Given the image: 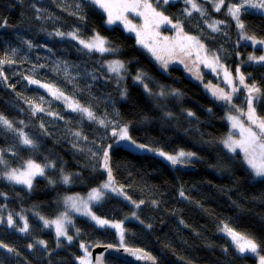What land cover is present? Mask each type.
Instances as JSON below:
<instances>
[{
	"label": "trees",
	"instance_id": "1",
	"mask_svg": "<svg viewBox=\"0 0 264 264\" xmlns=\"http://www.w3.org/2000/svg\"><path fill=\"white\" fill-rule=\"evenodd\" d=\"M7 1L9 11L2 6ZM195 2L206 10L205 15L185 0L154 4L173 24L181 25L184 35L197 37L229 73L235 74L242 65L245 83L260 89L254 108L264 119V64L248 63L253 52L262 51L240 42L242 31L227 13L229 0L220 11L208 0ZM241 20L244 34L264 40L263 15L242 10ZM214 21L223 22L216 25L218 31L210 27ZM70 32L83 39L99 34L116 51L89 52L67 36ZM157 32V45L164 43L163 37L169 38V44L176 40L177 30L171 24ZM112 60L124 62L123 79L108 71ZM0 61H4L0 63V114L36 145L24 146L17 134L0 128L4 158L13 168H21L25 160L54 165L46 167L45 176L36 179L30 190L0 178V211L16 223L23 215L28 224L25 234L0 224V244L7 246L0 248V264H77L81 245H116L114 231L97 228L86 218L73 217L67 226L71 243L60 241L44 225V220L64 211L66 196L87 194L108 180L103 163L106 150L113 180L128 199L106 194L93 211L104 219L124 221V246L152 253L157 264H256L254 258L238 254L222 235L224 223L254 239L264 256V179H255L240 155L229 154L222 145L229 132L225 116L233 111L232 104L238 111L248 106L245 87L233 92V82L229 85L225 76L199 64L193 70L169 59L165 69L133 34L119 26L108 27L104 14L86 0H0ZM140 72L146 74L144 83L150 91L134 79ZM29 79L72 96L104 119L105 125L68 111ZM213 88L230 94L231 103L214 96ZM33 105L44 111L34 114ZM111 122L127 127L136 143L168 154L194 153L187 163L190 168H176L161 157L115 145ZM77 131L81 137L73 134ZM4 168L0 165V173ZM64 174L71 177V185L61 184ZM104 264L135 263L106 256Z\"/></svg>",
	"mask_w": 264,
	"mask_h": 264
},
{
	"label": "snow or ice",
	"instance_id": "2",
	"mask_svg": "<svg viewBox=\"0 0 264 264\" xmlns=\"http://www.w3.org/2000/svg\"><path fill=\"white\" fill-rule=\"evenodd\" d=\"M90 2L100 9H102L105 13H107V23L109 25L115 23L116 21H120L124 24L125 28L129 32H134L137 36V43L146 48L158 61H161L163 64V67L166 69L169 59L175 54L176 49L178 48L181 52H187L188 45L183 43L182 41H188L192 42L195 45L199 47V49L203 50L204 45L200 43V41L193 36H187L183 35V29L179 23L173 24L172 21L163 14L162 11H157V8L153 7V4L148 2V0H90ZM157 5L160 4H168L169 0H155ZM211 2V0H209ZM185 3L191 5V9L194 11L199 12L202 16L206 14V10L201 8L195 0H185ZM225 0H219L218 3H215L214 9L216 11H220V8L224 5ZM255 9L260 13H264V0H236L235 3L232 2V0H229V4L227 7V13L236 21V25L239 29L242 31V38L244 39H250L254 44L260 43L264 44V41H257L254 36H247L246 34H243V30L245 29V23L241 20V14L242 10L247 13L248 10ZM39 11V9H37ZM188 15H191V11L185 10ZM132 12L137 16H141L144 19V24L141 29H137L136 25L132 24L131 21L127 19L126 13ZM161 23L171 24L173 28L177 30V37L176 40L169 44L168 37H163L164 43L162 45H157L156 43V37L159 36L158 32H154V28H158ZM223 23L222 21H214L210 27L212 28V31H218V28L216 27L217 24ZM57 36L64 37L66 34L63 32H57ZM67 36L70 37L73 40L78 39V36L74 32L67 33ZM151 40L152 42L149 43L148 41ZM85 49H87L89 52L91 51H97L100 53L105 52H113L116 51V49H113L111 47H107L108 41H106L104 38H102L99 34L94 35L90 40L85 41L83 39H79L78 41ZM31 47V45H29ZM165 54L167 55V59L165 57ZM190 54V53H189ZM250 60H256L257 62H264V56L259 57L258 59L256 57H249ZM183 62V61H181ZM205 65L207 67H212V70L215 71V67L212 65V63H209L207 59L205 58ZM0 63H4V61H0ZM108 71L111 73L116 74L120 79H123V75H121L122 71H126L124 62L120 60H114L111 61L108 65ZM238 73V79L241 85H243L247 91H248V97H247V103H248V113L247 117L250 121L251 125H254L255 128L259 129V131H254L253 128L250 127H244L243 124H241L236 117L229 116L228 119L232 121V127L234 129L239 128L241 139L240 140H234L232 139V136L229 135V137L223 141L225 147L229 149L231 152H235L237 148H239L244 153V158L246 163L248 164L249 168L253 171L254 175L256 177L264 178V119L258 118L255 114V108L253 106V100L256 99V97L253 96V93H259L260 89L253 83L251 86L245 83V77L242 74H239V69L236 70ZM145 73L140 72L138 73L134 79L144 84L145 91H150L148 88V85L144 83L145 79ZM225 78L226 82L231 85L232 80L230 78V73L225 70ZM25 79H28V77H25ZM30 84H36L41 88H45L51 95H53L55 98L59 99L63 97L65 101H68V97L64 96L63 92H61L59 89L54 88V86L49 84H42L39 80H32L29 79ZM233 92L238 91L236 88H232ZM126 90L122 92V95H126ZM160 95H164L165 93L161 91L159 93ZM173 95H177V93L173 92ZM212 94L214 96H217L218 99L225 100L229 103H231L232 96L228 93H225L222 89H212ZM69 107L74 112H80L83 114L88 120L90 121H96L97 117L94 114V112L89 108L80 105L78 102H72L69 103ZM234 107V105H233ZM34 114L35 112L44 111L43 108L33 105ZM189 116L193 115V113L189 112ZM102 126L105 125L104 120L98 121ZM19 123L23 124V121H20ZM0 128H3L6 131L12 132L17 134L20 137L21 143L24 146L35 148V142L29 138L28 135H26L22 130H18L14 126V122L6 118L4 115L0 114ZM77 137H81V133L79 131L73 133ZM112 135L119 136L120 140L129 141L130 144L134 145L137 149H145L147 146L142 144H137L134 140L131 139L128 135V129L127 127L121 128L119 132H113ZM83 139H87L86 137H83ZM111 148V145L108 146ZM148 151H153L151 148H147ZM4 150H0V165H3L5 167L8 166V161L4 158L3 155ZM157 155L163 157L167 161H169L172 165L177 164H186L188 163L195 154L192 152H185V151H179L176 154H168L164 151L156 150ZM15 155V153H13ZM95 155V153L93 154ZM103 163L104 168L108 173V180L106 183L100 186V188L93 189L92 192L88 195V201H95L99 202L104 194L103 190H109L116 192L119 195H124L122 189H117L113 187L114 180L112 177V170L109 167V152L106 150L103 153ZM24 170L21 171L19 169H11L8 171H4L0 173V178L6 179L9 182L15 183V184H21L27 186V188H32V180L35 176L44 175V167L41 165L34 163L32 160L26 161L25 165L23 166ZM46 167H54V165H46ZM71 177L69 175L63 176V182L69 183ZM2 195V193H0ZM180 195L183 197L184 192L181 190ZM186 198V197H185ZM125 199H128L127 196H125ZM77 201H80L79 197H68L66 200V204H68L72 210L80 212L81 208L83 209L82 214L89 216L93 221L96 222V224L100 227L109 226L111 228L116 229L120 233L121 238V245L123 246V233L124 229L121 223H110L106 219H101L94 215L88 205L87 201H80V204L77 203ZM141 204L143 201L140 202ZM136 207H140V204H136ZM23 219V217H21ZM43 219V217H41ZM71 223L70 220H68V214L67 212L63 213L59 218L53 221L44 220L45 227H48L50 225H55L56 229V236L57 238L63 236L65 237L69 243L72 242L73 237L71 235H68L67 230L65 228V222ZM3 221H0L2 223ZM7 225L8 227H14L15 223L13 221V218L11 215L7 218ZM149 227H151L149 225ZM21 232H27L28 231V224L27 221L24 222L23 227L18 229ZM221 231H223L226 235L231 237L232 241L235 243L236 248L238 252L245 253L251 252V253H257V249L259 245L257 242L243 234L238 233L233 228L229 227L227 224H224L221 228ZM39 244L44 245L46 247V244L44 241H38ZM7 246L4 244H0V248H6ZM31 248L32 246L29 245ZM111 247V245H109ZM81 248H84L85 255L83 258H80L79 264H92L90 260V253L88 252L87 248L84 247V245H81ZM9 252H12L13 249L8 248ZM126 252L131 254L132 256H135L136 259H154L151 256H148L147 253L142 252L141 249H130L125 248ZM226 251V249H225ZM260 264H264V256L260 257Z\"/></svg>",
	"mask_w": 264,
	"mask_h": 264
},
{
	"label": "rangeland",
	"instance_id": "3",
	"mask_svg": "<svg viewBox=\"0 0 264 264\" xmlns=\"http://www.w3.org/2000/svg\"><path fill=\"white\" fill-rule=\"evenodd\" d=\"M86 1H87V2H90V0H86ZM208 1H209V0H208ZM148 2L152 3V4H153V7L157 8V11H161L157 6H155V4H154V3H156L155 1L152 2L151 0H148ZM169 2L174 3V2H176V0H169ZM218 2H219V0H211L212 5H214L215 3H218ZM168 4H169V3H168ZM161 5H162V4H160L159 6H161ZM95 6H96V5H95ZM96 7H97V6H96ZM213 7H214V6H213ZM222 7H223V6H222ZM222 7H221V8H222ZM221 8H220V9H221ZM97 9H98L101 13L104 14V16H105V18H106V24H107L108 27L119 26V27H121V29H123L125 32H127V33H131V34H133V35L137 38L136 34H135L134 32H129V31L125 28L124 24H123L122 22H120V21H116L115 23L109 25V24L107 23V13H105V12H104L102 9H100L99 7H97ZM250 10H252V11H254V12H257V13H259V14H261V15L264 16V13H260V12H258V11L255 10V9H250ZM126 16H127V19H128L129 21H131L132 24L136 25L137 29H141V28H142V26H143V24H144V19H143L141 16H137V15H135V14L132 13V12H128V13H126ZM233 20H234V19H233ZM234 22H236V21L234 20ZM165 26H166V23H161V24L159 25V27H158V28H154L153 31H154V32H157L158 30H162V28L165 27ZM243 34H244V33H243ZM183 35H184V34H183ZM187 36H190V35H187ZM193 37H195V36H193ZM91 38H92V37H91ZM91 38L83 39V38H79V37H78V39H76V41L78 42L79 39H83V40H85V41H88V40H90ZM102 38H103V37H102ZM156 38H157V37H156ZM156 38H155V39H156ZM196 38H197V37H196ZM104 39H105V38H104ZM197 39H198V38H197ZM105 40H106V39H105ZM256 40H257V41H264V40H258V39H256ZM148 42L151 43L152 41L149 40ZM182 42L188 45V50H187V52H181V51L178 49L177 53L173 56V58H172V57L170 58V62H171L172 64H178V65H180V66H184L185 68H190V67H192L193 70H194V67H195L197 64H199V65L203 66L204 69L210 71L211 73H215V74H219V75H221V76H225V70H226V69H224V68L222 67V65L220 64V62H219L217 56L212 55V54H208V51H207V49H206L205 47L203 48V50H201V49H199V47H198L197 45H195V44L192 43V42H188V41H182ZM240 42H241V43H244V44H247V45L249 44V45L252 46L253 49H260V50L262 51L260 54H256L255 52H253V54H252L250 57H256V58L258 59L259 57L264 56V44H260V43H256V44H254V43L252 42V40L242 38V33H241V35H240ZM78 43H79V42H78ZM200 43H201V42H200ZM201 44H202V43H201ZM79 45H80L83 49H85L80 43H79ZM139 45H140V44H139ZM106 46L108 47V44H107ZM140 46H141V45H140ZM141 47H142L146 52L150 53L146 48H144L143 46H141ZM85 50H87V49H85ZM87 51H88V50H87ZM91 52H97V51H91ZM98 53H100V52H98ZM105 53H107V52H105ZM189 53H190V54H189ZM101 54H103V53H101ZM205 58L207 59V61H208L209 63H212V65H213V66L215 67V69H216L215 71L212 70V67H207V66L205 65V62H204V61H205ZM112 61H114V60H112ZM181 61H183V62H181ZM248 63H252V64H264V62H257L256 60H250V59H248ZM162 65H163V64H162ZM241 66H242V65H239L238 68H237V69H239V74H240V68H241ZM107 68H108V67H107ZM237 69H236V70H237ZM193 72H194V71H193ZM227 72H228V70H227ZM110 73H111V72H110ZM122 73H123V72H121V75H123ZM228 73H229V72H228ZM111 74H112L113 77H114V76H115V77L117 76V75L114 74V73H111ZM230 78H231L233 84H235L236 89L239 90V89H241L242 87H244V86L241 85L240 82H239L237 71H236L235 74H231V73H230ZM42 84H43V83H42ZM38 87H39V86H38ZM39 88H41V87H39ZM41 89H43L45 92H47V93H48L52 98H54L55 100H57V101L61 102L62 104H64L68 111H70V112H74V111H72L71 108L69 107V103L77 102L76 100L74 101V99H73L72 96H67L69 99H68V101H65V100L63 99V97L57 99V98H55L53 95H51V94H50L45 88H41ZM246 92L248 93L247 89H246ZM64 96H66V95H64ZM246 96L248 97V94H246ZM253 96L256 97V99L253 100V106H254L255 103H257V102L259 101V94H258V93H253ZM79 104H80V103H79ZM80 105H81V104H80ZM82 106H83V105H82ZM232 109H233V111H232L231 113H227L226 116H225V121H226V123L228 124L229 132H228V135L226 136V138L224 139V141L229 137V135H231V136H232V139H234V140H240V139H241V134H240V130H239V128L234 129V128L232 127V121H230V120L228 119L229 116L236 117V119H237L241 124H243L244 127L247 128V127H250V126H251V127L253 128L254 131H257V132L259 131V129L255 128L254 125H251V124H250V121L248 120V117H247L248 106H247V108H246L245 110H239V111H238V110L235 108V106L233 107V104H232ZM74 113H79V114H81L80 112H74ZM255 114H256V112H255ZM81 115L84 116L83 114H81ZM256 116H257L258 118H260L257 114H256ZM84 117H85V116H84ZM85 118H86V117H85ZM261 119H263V118H261ZM99 120H101V118H98V117H97V120H96L95 122L99 123V122H98ZM102 120H104V119H102ZM104 122L106 123L105 120H104ZM99 124H100V123H99ZM109 124H110L111 126H114V127H115V129H114L115 132H119L121 128H124V127H125V126H123V127L120 128V127H118V126H117L115 123H113V122H111V123H109ZM127 129H128V128H127ZM128 131H129V130H128ZM128 133H129V132H128ZM128 135H129V134H128ZM137 144H140V143H137ZM115 145H117V146H122V147H124V148H127V149L133 151V152H137V153H147V154H152V155H155V156L161 157V156L157 155V153H156V150H159V149H157V148H152V147H150V146H147L145 149H137L134 145L130 144L129 141L120 140V139H119V136H116V143H115ZM142 145H143V144H142ZM222 145H223L224 149H225L229 154H231V155H237V154H239L240 157H241V159H242V161L244 162V164L249 168L248 164H247L246 161H245L244 153H243L239 148H237L235 152H231V151H229V149H228L227 147H225L224 143H222ZM145 146H146V145H145ZM147 148H151V149H153V151H148ZM160 151H161V150H160ZM161 158H162L163 160H165L166 162L170 163L169 161H167V160L164 159L163 157H161ZM192 160H193V158H192L190 161H192ZM190 161H189V162H190ZM25 163H26V160L24 161L23 164H21V168H13V167H11V166L8 165L7 167L4 168V171H8V170H11V169H19V170L23 171V170H24V167H23V166L25 165ZM34 163H35V162H34ZM37 164H38V163H37ZM170 164H171V163H170ZM186 164H187V163H186ZM39 165H40V164H39ZM41 166H42V165H41ZM42 167H44V166H42ZM249 170H250V171L252 172V174L254 175L253 171H252L250 168H249ZM45 172H46V167H44V173H45ZM64 175H67V174H64ZM64 175H63V176H64ZM44 176H45V174H44L43 176H40V175L35 176V177L33 178V180H32V187H33L34 182H35L36 179L41 178V177H44ZM254 177H255V179H264V178L256 177L255 175H254ZM5 181H6L7 183H10V184H13V185H16V186H20V187H23V188H25V189L30 190V189L27 188V186H25V185L15 184V183H12V182L7 181L6 179H5ZM106 182H107V180H106L104 183H106ZM104 183H102L101 185H103ZM61 184L65 185V186H69V185H71V179H70V182L66 184V183L63 182V177H62V178H61ZM101 185H100V186H101ZM100 186H99V187H96V188H94V189L100 188ZM113 187H115V188H117V189H121V188H119L118 186H116L115 183H114ZM92 190H93V189H92ZM92 190H91L90 192H92ZM103 191H104L103 197H102V199H101L99 202L88 201V195H89L90 192H88L87 194H83V195H82V194H72V195H68V196H66V197L63 199V203H64V211H62L58 216H56V218H54V219H52V220H48V221L56 220L57 218H59V217H60L63 213H65V212H67V214H68V220H70L71 222H72L73 217H76V216H77V217L86 218V219L89 220L92 224H94L97 228H100V229H111L112 231H114L115 234H116V237H117L116 245L119 246V247H124V245H125V228H124V221H114V220H108V219H106V220H108L110 223H121V224H122L123 229H124V233H123V246H122V245H121L120 233H119L116 229L111 228V227H109V226L100 227V226H98V225L96 224V222L93 221L89 216H87V215H83V214H82V211H83L82 208H81V211H80V212H77V211L72 210L71 207H70L68 204H66V200H67L68 197H79V198H80V201H87V202H88V205H89V208H90L91 212H92L94 215H96V214L94 213V211H93V206L96 205V204H100V203L102 202V200H103V198L105 197L106 194H111V195H113V196L120 197V198H123V199H125V196H126L125 194H124V195H119V194H117L116 192L109 191V190H103ZM80 201H77V203L80 204ZM8 216H9V215H7V216L3 215L2 212L0 211V221H3V222L0 223V224H4L6 227H8V225H7V218H8ZM96 216L99 217L98 215H96ZM21 217H23V219H21ZM12 218H13V221H14V223H15V226H14V227H8V228L17 231V232L20 233V234H25L26 232H21V231L18 230L19 228L23 227V224H24V222L26 221V220H25V217H24L23 215H19V218H18L19 223H18V224L16 223V219H15L13 216H12ZM99 218H101V217H99ZM101 219H104V218H101ZM70 224H71V223H68L67 221L65 222V228H66V230H67V226L70 225ZM223 225H224V223L221 224V228L223 227ZM48 228L52 229L53 232L56 234L55 225H50V226H48ZM220 231H221V229H220ZM221 233H222V235H224V236H225V237L231 242L232 246L234 247V249L236 250V252H237L238 254H240L241 256H249V257H252V258H254V259L256 260V264H260V257L263 256V255H261L260 252H258V249H257V253H251V252H247V251H246L245 253H240V252H238V250H237V248H236V245H235V243L232 241L231 237H229L228 235H226L223 231H221ZM58 239H59V240H60V239H63V240H65V241L68 242V240H67L65 237H63V236L59 237ZM84 247L87 248L88 252L91 254V250H92L91 248H92V247H89V246H87V245H84ZM82 249H83V253H82V256H81V257L77 258V264H79V260H80V258H83L84 255H85L84 248H82ZM89 258H90V260H91V262H92V255H90Z\"/></svg>",
	"mask_w": 264,
	"mask_h": 264
},
{
	"label": "water",
	"instance_id": "4",
	"mask_svg": "<svg viewBox=\"0 0 264 264\" xmlns=\"http://www.w3.org/2000/svg\"><path fill=\"white\" fill-rule=\"evenodd\" d=\"M190 167V165L188 164H177L174 165V167L178 168V167ZM106 171V170H105ZM107 172V171H106ZM125 248H130V249H140V248H132V247H128V246H124V247H119L117 245H111V247H109V245H95L92 247L91 250V255H92V264H104V260L106 258V256H116V257H120L123 259H126L132 263L135 264H153V260H149V259H136L135 256H132L131 254H129L128 252H126L124 249ZM142 252L147 253L148 256L153 257L154 259V264H157V259L155 258V256L152 253H149L143 249H141Z\"/></svg>",
	"mask_w": 264,
	"mask_h": 264
},
{
	"label": "bare ground",
	"instance_id": "5",
	"mask_svg": "<svg viewBox=\"0 0 264 264\" xmlns=\"http://www.w3.org/2000/svg\"><path fill=\"white\" fill-rule=\"evenodd\" d=\"M9 3H8V1L7 2H5V3H2V6H3V8H4V10H8L9 11V5H8ZM2 8V7H1ZM15 10V8H12V10ZM17 9V8H16ZM47 27H49V26H47ZM54 88H56V87H54ZM57 89V88H56ZM47 93V92H46ZM147 146V145H146ZM150 147H152V146H150ZM152 148H157V149H159V150H161V151H164V150H162L161 148H159V147H152ZM165 152V151H164ZM5 167V166H4ZM49 168H52V167H49ZM180 169H189L190 167H179ZM45 174V173H44ZM13 185V184H12ZM16 186V185H15ZM20 187V186H19ZM23 188V187H22ZM28 190V189H27ZM18 224V223H17ZM2 225H4V224H2ZM60 241H65V240H63V239H60ZM67 242V241H66Z\"/></svg>",
	"mask_w": 264,
	"mask_h": 264
}]
</instances>
